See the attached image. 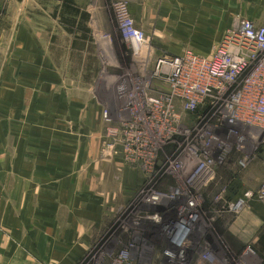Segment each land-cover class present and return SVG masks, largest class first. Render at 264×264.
Instances as JSON below:
<instances>
[{
    "label": "crops",
    "instance_id": "crops-1",
    "mask_svg": "<svg viewBox=\"0 0 264 264\" xmlns=\"http://www.w3.org/2000/svg\"><path fill=\"white\" fill-rule=\"evenodd\" d=\"M131 1L141 5L140 15L156 21L161 34L211 37L208 45L240 18L264 25V0ZM105 2L54 0L44 6L52 4L51 12L45 10L48 18L72 37L70 51L86 54ZM140 15L134 12L133 18ZM22 16L0 90V264H78L110 225L114 205L108 194L126 197L122 188L111 192L95 181L99 172L109 177L120 160L101 159L95 145L94 110L101 117L103 107L96 108L93 93L79 85L92 82L87 75L73 77L57 62L49 40L53 30ZM241 155L236 150L219 167L218 177L231 182L232 197L264 180V142L245 169L239 168ZM251 204L252 211L244 209L231 224V238L235 248L252 243L264 261V201Z\"/></svg>",
    "mask_w": 264,
    "mask_h": 264
},
{
    "label": "rangeland",
    "instance_id": "rangeland-1",
    "mask_svg": "<svg viewBox=\"0 0 264 264\" xmlns=\"http://www.w3.org/2000/svg\"><path fill=\"white\" fill-rule=\"evenodd\" d=\"M52 1L54 0H0V90H4L5 88L6 70L8 64H11L13 61V52L16 53V40L18 37L13 33V29L21 22L23 19L22 15L25 13L26 17L32 19L33 23L46 24L51 31H54V34H50L49 40L51 42L52 53L57 62L61 63L63 68L73 77L78 76L79 79L84 80L83 76L87 75V80L92 83L85 84V81H82L79 84L83 88L82 92L86 91V89L88 92H92L95 107L100 108L102 106L103 108H108L112 118L111 122L107 123L94 110V139L96 147L100 146L101 159L106 161L120 160L119 165L113 166L112 170L109 169V173H111L109 177H104L99 172L95 174V181L102 188L109 187L111 192H113L112 189L115 187L116 189L122 188L125 191L126 197L123 200L121 194L118 198H113L110 193L108 194L106 198L109 204L114 205V210L109 215L110 225L105 232L95 239L91 249L78 264H111L114 256L120 250L126 248L129 251L131 248L132 255L135 257L137 264H168L163 255V248L166 246L163 227L171 203L166 200L158 208L152 209L143 201V192L142 194H138V191L141 190L140 188L146 181L140 179L139 174L141 171H135V167L127 159L128 152L125 150V137L121 132L115 141L110 137L106 139L105 135L108 131L111 132L114 129L122 131L124 121L136 124V122L140 123V117L144 119V112L141 106H139L140 111L134 115L135 113H132L128 105H133L141 98L135 92V88L138 86V78L141 75L146 79L151 78L159 57L182 54L186 50L210 55L223 36L222 38L219 37L213 44L208 45V39L211 37L181 36L175 38L174 36L163 35L160 31L155 30L156 21L149 20L144 14L140 15L141 5L131 0H124L127 2L131 15H134V12H137L138 16L140 15L137 19L133 18L135 26L143 30L149 39L147 48L141 53H134L131 45L120 33L119 19L114 8L118 0H105L101 18L99 17L94 26V31L98 30V33L94 35L93 39L88 41V52L86 54L73 52L69 49L72 37L63 34L58 22L48 18L45 13V10L47 12L52 11V4L48 5L47 8L44 4L51 3ZM238 20L233 21L228 29L236 25ZM120 84L124 85V90L127 91V96H124L126 99L118 97L119 91L117 87ZM154 86H157L155 80L152 82V87ZM156 88L154 87L152 90L156 91ZM128 93L134 96L130 97ZM101 122L103 124V131L100 138L99 128H101ZM237 129L239 133L247 136L250 140L251 154L249 157L256 155L262 143L259 138L256 139L257 133L249 130V127L244 124L238 125ZM150 139L152 138L150 137ZM104 141L111 142L113 146L104 147ZM231 154L227 163L234 155V153ZM242 156L243 154L241 158ZM239 168L245 169L241 165H239ZM161 171H163V175H157L154 178L159 188H168L170 184L176 183L171 177L165 175L166 168H162ZM136 172L138 173L137 175ZM159 176H161L160 180L157 179ZM213 183L216 185L213 184L201 188L198 190L199 194H196L200 211L203 214L200 220V231L196 238L194 237V250L190 251V255L193 256V262L198 260V258L200 260L204 250L211 249L216 254L218 253V256L227 259V262L220 264H264V261L259 257L252 243H247L241 248H235L231 238V224L244 209L252 211L251 207L246 206L240 212L229 211L224 208L221 210L219 203L214 200V197L217 195L216 191H218L219 185L221 189L226 186L224 188L226 189L230 182L223 179V176H220L218 180L216 177ZM261 183L255 188L247 189L256 190ZM145 189L143 188L142 190ZM224 189L220 190L221 193H223ZM183 199L184 196L174 199L173 204L179 203ZM131 221L138 224L134 225ZM200 239H204L200 244L201 246L198 245ZM203 243L204 245H202ZM132 244L133 248L131 247ZM196 249H199V251L197 252ZM215 264H219V262Z\"/></svg>",
    "mask_w": 264,
    "mask_h": 264
},
{
    "label": "built area",
    "instance_id": "built-area-1",
    "mask_svg": "<svg viewBox=\"0 0 264 264\" xmlns=\"http://www.w3.org/2000/svg\"><path fill=\"white\" fill-rule=\"evenodd\" d=\"M114 8L119 19L121 35L131 45L134 53H141L149 45V39L143 30L135 26L127 2L118 0ZM153 79L159 83L154 93ZM137 83L135 92L141 98L133 105H128V108L138 113L141 106L148 112L146 121L158 132L176 129L173 124L180 120V114L176 110V100L186 111H191L198 104L211 98L222 104L223 108L217 110L219 117L223 123L232 126L230 133L237 138L238 145H241L245 138L237 129L241 124L252 126L262 132L263 138L260 141L264 142V25H258L251 19L240 18L236 25L225 32L210 55L199 54L192 50L172 56L164 55L157 60L152 77L146 79L141 75ZM117 89L118 97L127 96L124 85L120 84ZM129 96L134 95L130 93ZM102 117L105 122H111L108 108L103 109ZM121 132L126 141L127 159L130 163H136L144 154L145 143L142 142L144 133L137 129L134 123L124 122L122 131L120 129L108 131L105 138L110 137L116 141ZM221 141V151L215 157L207 153L200 156L198 147L192 143L189 145L188 149L198 157V162L194 174L187 179L186 184H189L195 176H200L202 183L205 184L213 178L215 159H223L230 148L225 139L222 138ZM111 145L113 146L111 142L104 141V147ZM239 165L244 167L246 159L241 158ZM181 196H184V199L173 204L174 199ZM152 198L154 202H158L153 205H159L166 200L171 203V210L169 207L163 227V235L166 239L163 255L168 264L227 262L226 258L218 256V253L211 249L204 250L200 260L198 258L199 261L193 262L190 251L194 250L193 242L200 231L203 212L200 211L197 196L191 194L186 186L180 183L172 190L157 194L145 192L142 196L145 203H151ZM218 199L221 200L224 209L240 212L246 206L251 207V201H264V180L256 190L247 189L238 198L221 194ZM201 243L198 241L199 246ZM131 247H134L133 244ZM111 264L137 263L131 248L130 251L126 248L114 256Z\"/></svg>",
    "mask_w": 264,
    "mask_h": 264
},
{
    "label": "flooded vegetation",
    "instance_id": "flooded-vegetation-1",
    "mask_svg": "<svg viewBox=\"0 0 264 264\" xmlns=\"http://www.w3.org/2000/svg\"><path fill=\"white\" fill-rule=\"evenodd\" d=\"M155 82H157L158 86V81L155 80ZM175 103L176 110L180 114V120L173 124V127L176 128L174 131L161 130L158 132L156 129L151 128L150 123L146 121V118H148V112L146 110H143L144 119L140 117V123L136 122L135 124L134 122L124 121L125 123H134L136 128L144 133V137L142 138V142L145 143L144 154L139 159L140 162L137 161V163H131L132 166L135 167V171H141V173L139 172L140 179L146 181L140 188L141 190L138 191V194H142V192L143 194L145 192H147V194L150 192L157 194L169 191L174 189L180 183L186 186L187 190L192 194H199V189L213 184L216 185L213 182L216 177L218 180L219 167L226 163L229 156L232 155L231 153H234L238 149H241L242 151V158L246 159V165L244 168L247 167V161L251 154L250 140L245 136L241 145H238L237 138L230 133L232 126L228 123H223L219 117V112L217 110L223 108L221 103L209 98L206 99L204 103L198 104L191 111H186L182 108L178 100H176ZM134 115H136V113ZM247 127L254 128L252 126ZM185 131H187L186 134ZM258 134L260 133H257V135ZM149 135L153 140L150 139ZM212 136L214 137L211 138ZM222 138L226 140L230 145V148L223 159H215L213 165V178L205 184L202 183L200 176H195L189 184H186L187 179L194 174V168L198 162V157L188 149L189 145L191 143L195 144L198 147V153L200 156L207 153L210 156L215 157V155L221 151ZM206 142H208V144H206ZM107 158H109V156H107ZM162 168H166V172H164L165 175L171 177L176 182L175 184H170V187L168 188H159L157 181H154V178L157 175H163V171H161ZM137 174L138 173L136 172V175ZM159 178H161V176L157 179ZM230 186L231 182L226 189H224L226 186L222 188L225 191L223 190V193H221L222 189L219 185L217 189L218 191H216L217 195L214 197V200L219 203L221 210L223 205H221L222 202L218 199V196L224 194L232 197L229 194ZM143 188L146 189L142 190ZM161 204L155 205V208L150 205L148 206L152 209H156ZM203 240L204 239H200L199 242H202Z\"/></svg>",
    "mask_w": 264,
    "mask_h": 264
},
{
    "label": "bare ground",
    "instance_id": "bare-ground-1",
    "mask_svg": "<svg viewBox=\"0 0 264 264\" xmlns=\"http://www.w3.org/2000/svg\"><path fill=\"white\" fill-rule=\"evenodd\" d=\"M139 50V49H138ZM257 137L259 138V140H261L263 138V133L260 132V134L257 135ZM151 203H147V205H150V206H153V208H155V205L153 204H158V202H154V199L152 198V200L150 201ZM151 213V212H150ZM151 216V215H150ZM134 225H137L138 223L134 222V221H131Z\"/></svg>",
    "mask_w": 264,
    "mask_h": 264
},
{
    "label": "trees",
    "instance_id": "trees-1",
    "mask_svg": "<svg viewBox=\"0 0 264 264\" xmlns=\"http://www.w3.org/2000/svg\"><path fill=\"white\" fill-rule=\"evenodd\" d=\"M68 10H69V12H70V8H69V9H68V8H65V11H66V12H68ZM66 21H67L68 23H70L72 20L66 19Z\"/></svg>",
    "mask_w": 264,
    "mask_h": 264
}]
</instances>
